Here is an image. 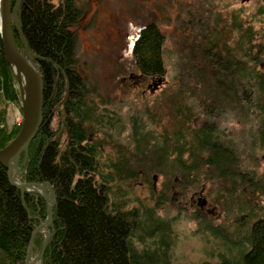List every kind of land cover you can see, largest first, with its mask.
<instances>
[{
	"label": "trees",
	"instance_id": "trees-1",
	"mask_svg": "<svg viewBox=\"0 0 264 264\" xmlns=\"http://www.w3.org/2000/svg\"><path fill=\"white\" fill-rule=\"evenodd\" d=\"M15 1L11 0L12 9ZM53 1L20 0L17 10V23L43 88L42 122L27 150L20 154V179L48 182L55 194L51 237L42 264H176L169 249L170 225L156 210L169 206L166 195L172 192L171 186H181L188 180L190 187L196 189L202 177L221 179L227 185L229 189L222 190V195L231 218L237 219L244 211L233 229L227 223L225 228L219 226L222 229L218 231L217 226L204 220L205 229L219 234L229 249L237 251L233 256L220 255L216 262L206 260L202 264H264V199L258 210L248 204L243 207L244 201L235 198L230 186L236 188L237 183L241 187L247 177L241 174L232 150L221 142L214 129L196 128L189 139L176 133L172 141L171 134L164 133L163 145L156 146L154 132L136 119L128 148L118 150L114 157L101 163L99 145L105 136L100 135L109 123L96 115L88 103V87L78 69L77 37L73 30L87 14L89 4L81 0H60L57 4ZM252 35L244 31L245 42H237L236 49L227 48V39L220 38V52L224 54L220 67L224 74H235L243 82L247 75H253L255 86L264 92V72L256 69L258 63H264V43L253 44ZM13 37L22 52V38L14 28ZM163 45V33L154 24H148L135 48L136 61L145 75L163 73ZM254 50L257 53L252 55ZM248 61L252 63L250 68ZM12 107L19 110L21 119L9 123ZM257 108L262 116L257 137L264 150V101ZM63 115L65 140L59 134V116ZM22 122L16 76L5 59L0 38V149L17 136ZM93 130L100 134L98 139L91 138ZM156 152L160 153L159 162L153 156ZM138 169L145 172L143 179L151 205L140 210L128 209L123 196L113 191L111 184L133 180ZM6 171L0 163V264H26L31 233L46 218V202L38 193L21 192L11 185ZM152 172H160L164 177L158 194L150 178ZM177 173L181 174L180 184L174 176ZM192 217L201 220L199 213ZM148 239L151 245L144 244ZM43 240V234L38 232L32 257L39 253ZM138 242L143 243L140 248Z\"/></svg>",
	"mask_w": 264,
	"mask_h": 264
},
{
	"label": "rangeland",
	"instance_id": "rangeland-1",
	"mask_svg": "<svg viewBox=\"0 0 264 264\" xmlns=\"http://www.w3.org/2000/svg\"><path fill=\"white\" fill-rule=\"evenodd\" d=\"M81 1L88 2L89 10L73 29L77 37L78 69L86 80L90 107L109 123L104 129L106 135H100L96 130L90 132L91 138L105 136V141L99 145L102 148L101 163L112 158L118 150L128 148L136 119L154 132L156 146L163 145L164 133L171 134V141L176 133L189 139L194 129L208 127L214 129L221 142L232 150L236 166L250 180V187H239L236 183V188L230 186V190L236 193V199L244 201L243 207L248 204L259 210L264 199V165L261 162L264 150L257 137L262 117L257 105L264 101V92L255 86L253 75H247L243 82L235 74L223 73L220 38L227 39V48L236 49L237 42H245L244 31H250L255 37L253 44L263 45L264 0L245 3L234 0ZM58 2L60 0L53 1L54 4ZM149 22L155 23L164 35L162 60L168 86L141 96L138 90L123 85L118 87V83L134 65L124 48L125 38L133 40L140 28ZM256 53L255 50L251 52L252 55ZM251 65L248 61V68ZM258 65L256 69L264 72V63ZM172 82L175 86H171ZM145 84L142 83L139 91ZM17 88L23 110L18 80ZM20 119L19 110L12 107L9 123ZM63 119L64 116H59V134L65 140ZM153 156L159 162L160 153ZM17 169L20 178L18 161ZM137 173L133 180L113 182L111 188L120 192L126 208L140 210L142 206L150 207L151 202L148 185L143 179L145 172L138 169ZM153 174L157 175L153 187L158 194L165 181L160 172H152L151 179ZM178 174L174 176H178L180 184L181 175ZM199 181L198 188L189 186L186 192L182 191L185 183L171 186L172 192L166 195L169 206L156 210L157 215L170 225L169 249L176 264L216 262L220 255L233 256L237 251L229 249L219 234L205 229L204 220L218 229L219 226L225 228L227 223L233 229L234 223H240L244 211H240L237 219L231 218L226 210V197L222 195V190L229 188L221 179L202 177ZM200 189H203L201 196L215 205L214 214H204L190 207V194ZM195 213L200 214L201 220L192 217ZM39 233L45 237L47 230L42 228ZM146 242L144 244L152 243L150 239ZM142 245V242L137 243L139 248ZM31 263L37 264V255L31 258Z\"/></svg>",
	"mask_w": 264,
	"mask_h": 264
},
{
	"label": "water",
	"instance_id": "water-1",
	"mask_svg": "<svg viewBox=\"0 0 264 264\" xmlns=\"http://www.w3.org/2000/svg\"><path fill=\"white\" fill-rule=\"evenodd\" d=\"M240 3H245L249 0H234ZM20 0L15 1L12 9L11 0H0V38L3 44L4 55L7 63L12 67L15 73V68L20 70L27 78H29L31 86L30 107L25 110L23 107V122L17 136L4 148L0 149V163L6 167L7 179L11 185L19 189L21 192L33 191L41 195L46 202V218L40 221L33 229L27 249L26 264H32V248L35 235L42 228L47 230L44 237L41 249L37 254V264H42L45 247L51 237L53 206L55 203V194L51 184L48 182H29L13 181L10 175V169L15 156L20 159V154L26 151L28 145L36 134L42 122V78L34 63L31 55L27 51L26 41L24 40L21 30L17 23V10ZM13 28L16 33L22 38L23 51L21 52L15 44L13 37ZM161 81H158L160 84ZM156 88V87H155ZM157 175L153 174V186L156 185ZM199 199L205 200L202 196Z\"/></svg>",
	"mask_w": 264,
	"mask_h": 264
},
{
	"label": "flooded vegetation",
	"instance_id": "flooded-vegetation-1",
	"mask_svg": "<svg viewBox=\"0 0 264 264\" xmlns=\"http://www.w3.org/2000/svg\"><path fill=\"white\" fill-rule=\"evenodd\" d=\"M151 23L156 26L155 23L149 22L146 25H144L142 28H140L138 34L136 35V37L133 40L125 38L124 48H126L127 53H130L131 59H132L134 65L132 66V69L128 70V72L122 76L121 80L118 83V87L123 85V86H127L129 88L138 90V92L141 96H146V93L154 94V93L161 91L163 88L168 86V82L166 81V69H165V67H163V73L162 74L148 76V75H145L141 71V69L138 66V61H136V58H135V48H136V44L140 38L141 32L146 28V26H148V24H151ZM133 67H134V70H133ZM158 81H161L160 84H158ZM143 82H145L146 84L139 91V88L142 86ZM175 84H176L175 82H172L171 86H175ZM62 110L64 111L63 107H62ZM63 125H64V129H65V127H66L65 118L63 119ZM201 128H203V127H201ZM203 129H211V128L205 127ZM184 155H186V154H184ZM186 157H187V155L185 156V158ZM261 162L264 165V154L261 156ZM178 175H181V174H178ZM177 177L178 176H176L175 178H177ZM152 179H153V177H152ZM249 181H250L249 178H246L243 185L249 186ZM189 182L190 181H188V180L184 181L185 185L182 188V191L186 192L189 190V188H188L190 186ZM202 192H203V189H200V191L195 190L192 192V194H190V196H189L190 207L194 208L196 211L199 210L200 212H202L204 214H214L215 209H216L215 205H212V203L209 202L206 197L202 196V198H205V200L199 199Z\"/></svg>",
	"mask_w": 264,
	"mask_h": 264
},
{
	"label": "bare ground",
	"instance_id": "bare-ground-1",
	"mask_svg": "<svg viewBox=\"0 0 264 264\" xmlns=\"http://www.w3.org/2000/svg\"><path fill=\"white\" fill-rule=\"evenodd\" d=\"M15 70V76L18 80L20 90H21V96H22V104L25 110H29L30 107V95H31V86H30V81L29 78H27L20 70L14 69ZM10 175L13 181L19 182V172L17 169V157L13 159L12 166L10 169Z\"/></svg>",
	"mask_w": 264,
	"mask_h": 264
}]
</instances>
